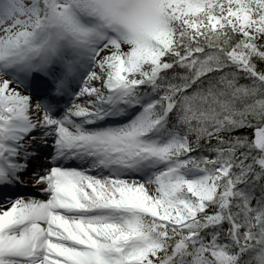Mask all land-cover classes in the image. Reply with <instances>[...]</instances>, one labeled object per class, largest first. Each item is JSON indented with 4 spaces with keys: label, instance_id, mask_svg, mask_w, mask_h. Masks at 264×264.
<instances>
[{
    "label": "snow or ice",
    "instance_id": "snow-or-ice-1",
    "mask_svg": "<svg viewBox=\"0 0 264 264\" xmlns=\"http://www.w3.org/2000/svg\"><path fill=\"white\" fill-rule=\"evenodd\" d=\"M0 264H264V0H0Z\"/></svg>",
    "mask_w": 264,
    "mask_h": 264
}]
</instances>
